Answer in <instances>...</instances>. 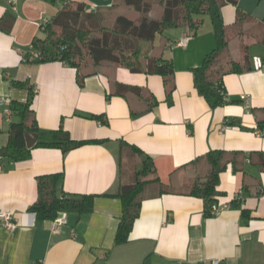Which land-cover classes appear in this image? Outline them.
<instances>
[{"label":"crops","instance_id":"obj_1","mask_svg":"<svg viewBox=\"0 0 264 264\" xmlns=\"http://www.w3.org/2000/svg\"><path fill=\"white\" fill-rule=\"evenodd\" d=\"M70 1L113 14L124 5L122 0H0V19L15 18L10 32L0 29V148L8 144L11 123L20 121L11 104L26 102V122L36 120L38 139L50 140L51 131L63 126L74 139L103 142L66 153L32 147L28 159L15 162L0 156V214L9 212L15 221L8 228L0 217V264H206L214 259L264 264V166L255 159L264 152V68L255 69L253 62L255 57L264 60V4L260 10L251 6L263 0H238L252 20L237 31L229 29L233 39L220 63L229 102L216 108L198 93L193 74L217 47L208 15L196 31L174 27L156 37L154 52L174 67L170 96L160 75L105 66L81 85L77 69L65 62L26 61L34 38L45 36L43 23ZM222 11L232 25L237 7L227 4ZM183 37L187 43L178 44ZM233 60L244 70L230 71ZM116 83L139 86L159 103L148 108L141 97L115 95ZM87 114H103L107 123ZM225 125L232 128L223 130ZM122 140L152 158L161 182L171 190L161 194L158 186L148 187L128 239L117 243L120 157L128 151ZM211 150L224 151L225 162L233 155L238 160L221 173L218 205L230 207L219 216L206 215L205 199L186 193L209 173L206 155ZM58 173V195L91 194L95 199L92 211L63 212L59 216L65 214V221L56 226L55 219H38L30 207L39 195L37 178Z\"/></svg>","mask_w":264,"mask_h":264},{"label":"trees","instance_id":"obj_2","mask_svg":"<svg viewBox=\"0 0 264 264\" xmlns=\"http://www.w3.org/2000/svg\"><path fill=\"white\" fill-rule=\"evenodd\" d=\"M121 4L133 8L139 15L138 19L118 14L113 24L106 27L103 24L104 10H88L84 2H67L54 17L43 23L45 36L34 38L32 50L25 54V60L34 63L65 62L77 69L81 85L86 76L96 72L97 66L106 62L113 63L134 73L162 76L166 93L170 96L175 89L174 67L170 59L154 52L156 37L174 27L187 26L196 31L205 15H208L214 25L217 47L205 56L199 66L193 68L194 84L211 108L229 102L223 83L226 71L220 64L229 48V29H238L252 20L248 13L239 8L238 0H122ZM155 4L163 7L159 18L151 16ZM227 4L237 7L236 20L232 25L227 24L223 17L222 10ZM14 20L12 15H5L0 19V29L10 32ZM260 41L264 42V36H261ZM86 61L91 63L94 70H88ZM243 70L239 62L232 61L230 71ZM115 86V95L133 94L141 97L148 101V108L159 103L153 93L139 86L121 83H116ZM29 106V102L11 104V109L20 117V121H13L10 125L8 144L0 148L2 158L15 162L30 157L33 148L26 145V133H38L39 127L36 120L26 122L30 113ZM86 117L107 123L103 114H87ZM51 135L50 140L39 138L34 147H55L66 153L85 144L103 142L100 139H74L63 126L51 131ZM121 142L127 146L128 151H123L120 157L121 179L117 196L122 201V214L115 238L117 243L128 239L133 224L140 215L148 187L158 186L161 194L171 190L161 182L149 155L135 145L123 140ZM234 157L235 155L225 162L224 151H209L206 159L211 168L206 178L195 181L186 189L187 194L205 199V214L208 216H212L211 208L218 204V196L221 195L218 188L221 173L225 171L228 162L235 165L238 163ZM255 159L258 164L264 166V152L258 153ZM59 176V173L46 174L37 178L39 195L30 211L41 220H54L63 212L81 215L92 211L95 195H58Z\"/></svg>","mask_w":264,"mask_h":264},{"label":"rangeland","instance_id":"obj_3","mask_svg":"<svg viewBox=\"0 0 264 264\" xmlns=\"http://www.w3.org/2000/svg\"><path fill=\"white\" fill-rule=\"evenodd\" d=\"M263 4H264V0H263V2L260 5H258L257 3H253V4H251V6L255 7L256 10L257 9L260 10ZM162 12H163L162 5L155 4L154 7H153V10L151 12V16L156 17V18H159L162 15ZM115 13H120V14L127 15L129 18L135 19V20L138 19V16H139L138 13L133 8L128 7L126 5L119 6L114 11V14L111 11H106L105 10L104 13H103V24L106 27H110L113 24L114 19L116 18ZM253 16L255 18H257L255 15H253ZM258 19H260V18H258ZM261 26L262 25H259V27H261ZM234 30L237 31V28L234 29ZM259 30H261V28ZM233 35H234V32L230 33V35H229L230 39H233ZM226 53H227V51H226ZM86 63H88V66H89L88 67V70H90V71L94 70V67L91 65V63L89 61H86ZM105 66H108L109 67V66H116V65L113 64V63H107L106 62V63H103V64L97 66L95 69H97L98 67L104 68Z\"/></svg>","mask_w":264,"mask_h":264},{"label":"built area","instance_id":"obj_4","mask_svg":"<svg viewBox=\"0 0 264 264\" xmlns=\"http://www.w3.org/2000/svg\"><path fill=\"white\" fill-rule=\"evenodd\" d=\"M187 40H188L187 37H183L178 42V44L185 45L187 43ZM253 62H254V68L255 69L260 70V69H263L264 68V60L262 58L255 57L254 60H253ZM246 98H247L246 95H242L241 96V99L244 100V101L246 100ZM246 107L249 108L248 105H246ZM230 128H232L231 125H225V126L222 127L223 130L230 129ZM256 134L257 135H260V132L257 131ZM229 207H230V205L220 206L218 204H215L211 208V215L212 216H219V215H221V213L225 209H227ZM0 217L2 219H4L5 224H6V226L8 228H12L15 225V221H14L13 216L11 215V213H9V212H3V213L0 214ZM65 217H66L65 214H62L61 216L57 217L54 220L55 225L58 226V225L62 224L65 221ZM219 262L220 261L218 259H214V260L208 261L206 264H219Z\"/></svg>","mask_w":264,"mask_h":264},{"label":"water","instance_id":"obj_5","mask_svg":"<svg viewBox=\"0 0 264 264\" xmlns=\"http://www.w3.org/2000/svg\"><path fill=\"white\" fill-rule=\"evenodd\" d=\"M38 141V134L37 133H26V145L28 148L34 147V145Z\"/></svg>","mask_w":264,"mask_h":264}]
</instances>
